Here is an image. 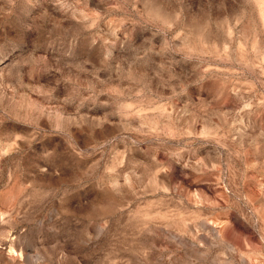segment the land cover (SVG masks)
Wrapping results in <instances>:
<instances>
[{"label": "rangeland", "instance_id": "374dc122", "mask_svg": "<svg viewBox=\"0 0 264 264\" xmlns=\"http://www.w3.org/2000/svg\"><path fill=\"white\" fill-rule=\"evenodd\" d=\"M0 118V264H264V0H0Z\"/></svg>", "mask_w": 264, "mask_h": 264}, {"label": "clouds", "instance_id": "9594fccd", "mask_svg": "<svg viewBox=\"0 0 264 264\" xmlns=\"http://www.w3.org/2000/svg\"><path fill=\"white\" fill-rule=\"evenodd\" d=\"M82 0H73V5L74 6H79L81 4ZM131 3H135L136 0H130ZM162 4L167 3V0H160ZM169 29L171 28V25L168 26ZM173 39L176 41L180 40L179 36L173 35ZM17 124V121L15 119H6V118H0V141H2V138L4 135L11 131L13 129V126ZM19 139V137H17ZM183 167H187V165H183ZM67 174V173H66ZM191 181L189 180V183ZM241 228H243V225H241Z\"/></svg>", "mask_w": 264, "mask_h": 264}]
</instances>
